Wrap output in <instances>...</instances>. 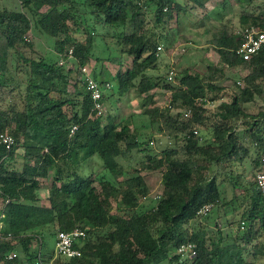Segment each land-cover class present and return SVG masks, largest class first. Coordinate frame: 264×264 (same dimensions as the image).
Listing matches in <instances>:
<instances>
[{"label":"trees","instance_id":"trees-1","mask_svg":"<svg viewBox=\"0 0 264 264\" xmlns=\"http://www.w3.org/2000/svg\"><path fill=\"white\" fill-rule=\"evenodd\" d=\"M194 1L206 7L210 0ZM246 1L240 28L223 21L207 40L219 61L209 57L203 71L172 65L171 80L170 69L156 78L148 70L159 59L158 44L172 40L175 30L169 29L179 24L188 2L0 4V134L8 131L15 138L11 147L0 138V264H258L264 257V193L256 177L264 169V105L252 112L247 103H264V46L250 59L238 48L245 27L264 29V0ZM36 30L51 38L57 59L38 52L31 37ZM97 38L111 48L105 58L117 65L118 92L134 88L143 112L167 137L160 151L153 153L149 142L140 140L131 121L111 114L105 121L94 110L81 67L88 65ZM71 48L74 57L61 64ZM231 70L241 72L244 84L210 113L207 104L220 97L221 81ZM160 85L170 93L168 105L157 99ZM112 90L104 92V104ZM94 157L114 178L84 170ZM157 170L162 188L154 196L144 171ZM48 177L49 193L41 201L42 179ZM226 181L235 187L231 197L223 195ZM207 203H213L215 215L227 217L233 232H224L219 222L215 228L204 223L211 217L200 213ZM76 226L87 233L76 243L80 256L44 249L48 236ZM188 242L196 243L193 256L178 252ZM13 251L16 256L8 258Z\"/></svg>","mask_w":264,"mask_h":264},{"label":"rangeland","instance_id":"rangeland-1","mask_svg":"<svg viewBox=\"0 0 264 264\" xmlns=\"http://www.w3.org/2000/svg\"><path fill=\"white\" fill-rule=\"evenodd\" d=\"M182 1L188 2L189 8L186 12L182 11L180 13L179 24L173 23L171 25L169 30H175L173 31L175 34L172 40H162L164 46L163 49H160L159 59L156 65L148 70V72L155 78L157 76H167L168 70L172 65H175L177 70L184 66L191 65L194 68L203 71L205 70L206 62L209 60V57L213 61L218 62L219 55L209 46L207 40L212 36V32L216 30L223 21H228L234 28L239 29L240 13L242 12L243 7L247 5L246 0H225L224 2L223 0H210L207 1L206 7L200 5L194 0ZM262 1L263 0H253L252 4L260 3ZM0 4L9 8H16L19 6V0H0ZM252 7V5H249V8ZM99 29L102 28L100 27ZM76 34L79 39L85 37L83 32H77ZM31 37L40 54H46V57L50 60L59 57L53 50L51 38L45 33L36 30L31 32ZM109 39L112 40L110 37ZM110 53L111 48L106 44L104 46V41L97 38L93 46V55L88 62V66L93 74H96L100 79H102V77L111 79L113 83L112 92L114 94L105 101L106 111L103 114V119L106 121L107 116L111 114V116L117 121H131V125L133 129L138 132L140 140L149 142L147 145L153 153L158 152L166 145L167 137L158 130L156 124L154 125L151 123L148 115L143 112L142 99L138 96L134 88L124 95L118 92L117 81L113 79V74L116 71L117 65L115 64V61L105 58V56H108ZM113 54L115 55V53ZM98 56L101 57V60L97 59ZM128 63H130V60H128ZM228 73L229 77H225L221 81L225 88L220 93V97L207 104L210 113L216 112L220 102L230 100L232 94L236 91H240V86L242 87L244 84L239 70H231ZM235 81H237V83H235ZM156 92L157 99L161 104L168 105L170 103V93L164 90L161 85L156 88ZM247 104L252 112L255 111L256 108L264 105L263 102L257 100L250 101ZM201 134H203L204 139L209 137V132L207 131H203ZM134 152L137 157H141V153L138 149H135ZM18 154L17 164H20L22 159V149H19ZM246 166L248 170L251 168V163L248 160L246 161ZM84 170L86 172L93 170L97 174H104L105 176L114 178V176L104 168L103 162L99 157L91 159V161L85 165ZM144 174L150 183L152 195L155 196L162 188L161 172L159 170L151 172L144 171ZM119 178H122V176ZM51 180V177L42 179L41 188L39 190L42 199L41 201H45V198L49 193V184ZM222 189L223 195L227 197H231L235 191V187L231 181L222 183ZM1 205L2 202L0 200V207ZM210 214L211 217L204 218L203 221L205 224H208L211 228H215V224L219 222L222 224L224 232L229 230L233 232L230 229L227 217L224 214L215 215V212L212 210ZM46 241L47 243L44 249L55 250L56 238L48 236ZM258 264H264V257H258Z\"/></svg>","mask_w":264,"mask_h":264},{"label":"built area","instance_id":"built-area-1","mask_svg":"<svg viewBox=\"0 0 264 264\" xmlns=\"http://www.w3.org/2000/svg\"><path fill=\"white\" fill-rule=\"evenodd\" d=\"M163 44H158V50L163 49ZM264 46V29H260L256 26H247L243 31V39L238 48V54L243 59H250L255 53H257ZM73 49L69 50L68 56L61 55L60 63H66L68 59L73 58ZM175 75L174 69H170L168 73V78L171 80ZM81 76L83 81L86 84L87 90L90 92L93 101H94V110L103 115L106 111V106L103 102V94L105 91H108L112 88V83L110 81H102L94 76L91 72L88 65L81 67ZM188 111L186 114H189ZM77 129V125H74L71 129V133L73 134ZM195 132L200 134L198 129H195ZM1 141L6 144L7 147H11L15 138L13 134L8 131L2 132L0 134ZM257 181L259 187L262 189L264 193V169H261L256 174ZM9 201V198L6 199V202ZM213 207V203L204 204L200 213L207 215L210 213ZM86 230L81 226H76L69 230H59L56 237V255H62L67 257L80 256L82 254V249L80 245H76V243L81 244V239L85 238ZM197 246L195 242L183 243L179 246L178 252L182 253L184 256H193L197 252ZM16 256V252H9L7 257L13 258Z\"/></svg>","mask_w":264,"mask_h":264}]
</instances>
